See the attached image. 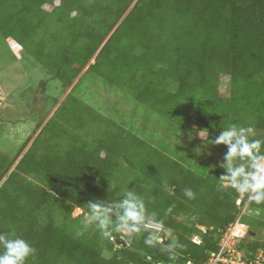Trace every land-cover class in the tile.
<instances>
[{
    "label": "trees",
    "instance_id": "1",
    "mask_svg": "<svg viewBox=\"0 0 264 264\" xmlns=\"http://www.w3.org/2000/svg\"><path fill=\"white\" fill-rule=\"evenodd\" d=\"M0 37L69 88L26 149L31 137L0 148V233L32 244L28 264H205L246 202L256 215L241 221L263 225L264 204L237 203L220 181L226 147L194 149L231 124L264 139V0H0ZM96 78L130 101L133 121L84 99ZM127 188L183 245L175 260L146 246V232L109 240L70 217Z\"/></svg>",
    "mask_w": 264,
    "mask_h": 264
},
{
    "label": "clouds",
    "instance_id": "2",
    "mask_svg": "<svg viewBox=\"0 0 264 264\" xmlns=\"http://www.w3.org/2000/svg\"><path fill=\"white\" fill-rule=\"evenodd\" d=\"M222 129L219 134L209 135L208 143L199 135L203 138L204 148L220 145L226 147L222 161L218 165L224 170L219 177L220 181L237 193L246 194L249 202L264 204V139H249L255 132L252 126L231 124ZM194 151L197 155L202 154L201 147L195 148ZM184 196L194 199L195 193L191 189H185ZM119 197L110 202H88V211L83 220L84 227L94 225L100 236L109 240L113 238L114 231L122 229L136 233L146 232L143 241L146 246L160 245V250L167 253L170 260H175L178 256L177 248H182L183 245L176 242L175 236L163 228V221L156 218V213H148L144 199L135 190L128 188ZM240 201L241 196L237 203ZM247 204L246 202L244 207H247ZM244 211L245 209L239 214L240 220ZM168 212H171V208ZM244 224L249 228L247 237L249 243L254 237L250 233L253 230L247 223ZM200 228L204 229L201 226ZM165 238H169L170 242L165 244ZM35 253L36 249L28 240L11 233H0V264H28L29 258Z\"/></svg>",
    "mask_w": 264,
    "mask_h": 264
},
{
    "label": "rangeland",
    "instance_id": "3",
    "mask_svg": "<svg viewBox=\"0 0 264 264\" xmlns=\"http://www.w3.org/2000/svg\"><path fill=\"white\" fill-rule=\"evenodd\" d=\"M226 83L224 81L221 87L223 93L227 90ZM85 84V91L81 95L88 103L102 111L128 116L133 121L132 116L129 115L132 104L120 92L104 86L97 78L90 79ZM68 90L69 88L64 91L57 79L49 78L42 66L16 43L0 37V148L14 153L22 142L31 137L24 148L26 149L40 129L39 127L34 132L38 124L41 123L42 126L47 121ZM141 119L142 116L137 111L134 116L136 122L133 124L134 128L140 126ZM198 147H201L202 151L207 150L203 144H199ZM222 158L221 153H215V161H222ZM240 195L243 197L244 194L240 193ZM244 209L243 214L250 215V219L255 217L256 213L248 210V207L242 210ZM86 214L82 209L75 208L70 217L81 215L84 220ZM262 219L264 221V217ZM263 225L256 226L254 230V239H258L261 243H264ZM126 231L130 236V231ZM262 255L263 262L260 264H264V251Z\"/></svg>",
    "mask_w": 264,
    "mask_h": 264
},
{
    "label": "built area",
    "instance_id": "4",
    "mask_svg": "<svg viewBox=\"0 0 264 264\" xmlns=\"http://www.w3.org/2000/svg\"><path fill=\"white\" fill-rule=\"evenodd\" d=\"M249 228L240 220V215L223 231L217 250L210 251L205 264H260L264 249L255 253L247 249ZM156 264H171L158 261Z\"/></svg>",
    "mask_w": 264,
    "mask_h": 264
},
{
    "label": "water",
    "instance_id": "5",
    "mask_svg": "<svg viewBox=\"0 0 264 264\" xmlns=\"http://www.w3.org/2000/svg\"><path fill=\"white\" fill-rule=\"evenodd\" d=\"M250 233L252 234V235H254V231H250ZM178 238L177 237H175V240H177ZM118 242H121L122 244H124V242L123 241H121V240H118Z\"/></svg>",
    "mask_w": 264,
    "mask_h": 264
}]
</instances>
